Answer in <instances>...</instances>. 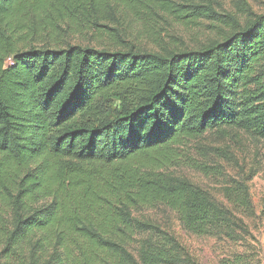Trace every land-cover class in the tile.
<instances>
[{
    "label": "trees",
    "instance_id": "16d2710c",
    "mask_svg": "<svg viewBox=\"0 0 264 264\" xmlns=\"http://www.w3.org/2000/svg\"><path fill=\"white\" fill-rule=\"evenodd\" d=\"M183 2L199 7L0 0V264H192L171 232L134 216L159 207L196 237L247 239L249 179L227 181L224 203L170 170L183 141L264 140V14L208 9L218 33L196 49L32 44L37 18Z\"/></svg>",
    "mask_w": 264,
    "mask_h": 264
},
{
    "label": "rangeland",
    "instance_id": "374dc122",
    "mask_svg": "<svg viewBox=\"0 0 264 264\" xmlns=\"http://www.w3.org/2000/svg\"><path fill=\"white\" fill-rule=\"evenodd\" d=\"M178 3L181 0H176ZM195 10L171 6L169 9L139 8V12L112 6L97 13L54 14L35 19L32 24L39 35L36 46H91L113 50L119 39L128 44L159 52L165 48L196 49L216 38L213 14H241L245 5L257 15L264 14V0H190ZM201 14L202 16H198ZM44 19L51 25L44 24ZM181 166L170 170L211 193L225 203L223 186L230 179L248 180L254 215L247 218L249 236L239 244L211 237L186 233L173 213L162 207L144 209L134 214L171 232L190 256L192 264H264V140H256L242 131L231 130L224 135L209 133L197 140L183 141L178 146Z\"/></svg>",
    "mask_w": 264,
    "mask_h": 264
}]
</instances>
